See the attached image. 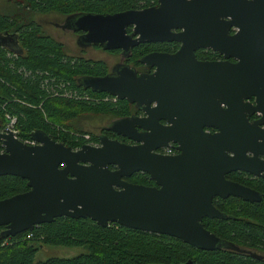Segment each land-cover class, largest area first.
<instances>
[{
    "label": "water",
    "instance_id": "95a60500",
    "mask_svg": "<svg viewBox=\"0 0 264 264\" xmlns=\"http://www.w3.org/2000/svg\"><path fill=\"white\" fill-rule=\"evenodd\" d=\"M174 1L181 8H189L192 0ZM225 1L212 0L214 4ZM149 12L150 17L158 15L157 9ZM137 16L140 17L127 11L102 16L100 20L111 22ZM179 56L177 53L166 60L168 65L180 67L176 62ZM256 80L264 81V77L246 71L242 63L197 62L189 63L185 69L164 68L138 76L111 73L79 78L77 82L92 92L108 93L136 105L147 97L145 102L155 101L156 105L145 118L120 117L110 125L116 134L136 144L101 135L98 145L82 143L71 148L42 130L30 132L29 138L34 144L20 141L11 131L0 132V176H17L25 180L27 187L25 191L0 199V226L3 227L0 235L14 236L34 225L65 216L89 218L99 226L115 223L164 234L201 250L236 249L203 227L201 219L228 217L212 205L213 195L230 194L250 201L260 199L258 193L223 177L225 172L234 169L255 174L264 170L256 158L261 151L256 150L261 134L239 110L241 99L255 93ZM194 92L211 106L213 119L201 123L216 128L213 133L202 132L200 125L195 133H181L182 129H193L183 126L186 120L178 114L190 113L189 109L170 111L167 116L158 114L166 107L189 105L196 95ZM220 103L227 107L221 110ZM158 117L167 119L170 125L152 126L154 133L147 138L135 131V124L141 125V120L154 123ZM169 141L177 143V154L153 152L157 147L167 146ZM247 152L251 156H246ZM135 172L146 173L154 185L124 179Z\"/></svg>",
    "mask_w": 264,
    "mask_h": 264
},
{
    "label": "flooded vegetation",
    "instance_id": "af4514ba",
    "mask_svg": "<svg viewBox=\"0 0 264 264\" xmlns=\"http://www.w3.org/2000/svg\"><path fill=\"white\" fill-rule=\"evenodd\" d=\"M88 1L93 6L86 5L83 0H0V17L7 20V24L0 28V49L14 56L27 57L33 39L47 40L50 43L48 55L58 56L61 62V65L53 66V70L78 73L75 83L83 90L88 88L82 87L77 80L84 76H103L111 73H133L138 76L164 68L185 69L192 62L242 63L246 71L254 72L257 77L259 74L260 77H264V2L260 0H226L220 2L221 4H214L212 0L203 2L192 0L189 2V8H181L174 0L165 2L137 0L135 4L122 8L113 7L110 0H102L100 3L99 0H95V3L92 2L93 0ZM151 9H157L156 18L149 16ZM127 11L137 13L140 17L117 19L111 22L100 20L102 16ZM88 16H98V18ZM185 19L189 21H184ZM177 53L180 56L176 62L180 67L168 65L166 60H170ZM208 70L211 71L212 67ZM254 86L255 93L241 99L239 110L243 111L246 121L253 123L254 128L261 134L256 144V150L261 151H258L256 158L262 166L264 165V81L256 80ZM194 93L196 95L189 105H180V108L166 107L161 109L159 116H167L170 111L184 112L189 109L190 113L178 112V114L186 120L183 126L189 125L193 129H182L181 133H195L199 125L202 132H215L216 128L201 123L213 119L211 106L199 99L197 92ZM108 95L112 101H122ZM144 99L137 105L135 102L123 99L125 109L119 115L92 113L93 117L106 119L104 124L93 127V131L81 127L87 114H79L76 119L77 125L80 130L85 131L83 134L88 136L83 143L98 145V137L106 135L109 139L136 144V141L116 134L110 129V125L120 117L131 116L138 119L147 117L156 102H145ZM220 107L223 110L227 105L220 103ZM140 124H135L134 129L147 138L154 133L152 126H168L170 122L158 117L154 123L141 120ZM0 132H2L1 128ZM89 135L96 138V141H91ZM25 140L31 139L20 141ZM32 142L35 143L33 140ZM176 146V142L169 141L167 146L157 147L153 152L174 155L179 152ZM246 156L251 154L247 152ZM135 176L146 178L148 183L143 185H154L144 172H135L124 179L137 183L132 180ZM223 177L258 193L260 199L250 201L230 194L224 197L213 195L212 205L218 210L221 209V212L224 209L223 205L229 207L231 201H239L242 204H259L264 201V170L255 174L234 169L225 172ZM203 219L211 221L219 218L203 217L201 223ZM238 219L255 226H263L258 219L249 218L244 212ZM237 247L243 256L249 255L264 262L262 244L256 246L240 244Z\"/></svg>",
    "mask_w": 264,
    "mask_h": 264
},
{
    "label": "trees",
    "instance_id": "16d2710c",
    "mask_svg": "<svg viewBox=\"0 0 264 264\" xmlns=\"http://www.w3.org/2000/svg\"><path fill=\"white\" fill-rule=\"evenodd\" d=\"M83 1L93 6L90 1ZM109 2L113 7L122 8L137 0ZM6 24V18L0 17V28ZM32 44L27 57L14 56L0 49L1 129L4 115L8 114L15 117L14 128L19 140L29 139L33 130H42L53 140L77 148L88 138L77 125L79 114L119 115L124 112L123 100L115 102L106 93L79 88L75 83L78 73L53 70V66L61 62L58 56L48 55L50 43L47 40L33 39ZM89 137L96 141L92 135ZM132 180L148 183L140 176ZM26 189L24 179L0 176V199ZM223 208L222 212L228 216L226 219H203L202 224L236 249L201 250L164 234L129 229L115 223L99 226L89 218L60 216L14 236L0 235V264H185L187 261L192 264H264L252 256H243L237 247L262 244L264 248V201L259 204L231 201L229 207L223 205ZM242 211L247 217L258 219L263 226L240 221ZM2 229L0 226V231ZM42 245L84 246L87 253L34 262V254Z\"/></svg>",
    "mask_w": 264,
    "mask_h": 264
},
{
    "label": "rangeland",
    "instance_id": "374dc122",
    "mask_svg": "<svg viewBox=\"0 0 264 264\" xmlns=\"http://www.w3.org/2000/svg\"><path fill=\"white\" fill-rule=\"evenodd\" d=\"M89 113L86 115L81 127L89 131H93V127L104 124L105 118L93 117ZM87 253V248L84 246H60V245H42L34 254L33 261L44 260L50 257L69 258L78 254Z\"/></svg>",
    "mask_w": 264,
    "mask_h": 264
},
{
    "label": "built area",
    "instance_id": "2783aa9c",
    "mask_svg": "<svg viewBox=\"0 0 264 264\" xmlns=\"http://www.w3.org/2000/svg\"><path fill=\"white\" fill-rule=\"evenodd\" d=\"M14 124H15V117L14 116H11V115H8V114H5L4 115V125L1 129L2 132H8V131H11L13 133V135L17 138L16 136V130L14 128ZM25 143H28V144H32V140H25L24 141Z\"/></svg>",
    "mask_w": 264,
    "mask_h": 264
}]
</instances>
